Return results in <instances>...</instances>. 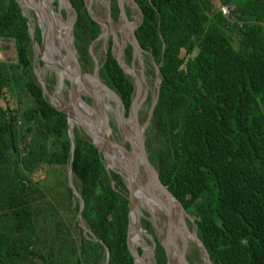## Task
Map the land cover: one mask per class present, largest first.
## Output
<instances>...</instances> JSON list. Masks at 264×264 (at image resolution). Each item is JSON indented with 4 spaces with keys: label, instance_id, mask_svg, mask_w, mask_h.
Instances as JSON below:
<instances>
[{
    "label": "trees",
    "instance_id": "16d2710c",
    "mask_svg": "<svg viewBox=\"0 0 264 264\" xmlns=\"http://www.w3.org/2000/svg\"><path fill=\"white\" fill-rule=\"evenodd\" d=\"M70 2L74 46L91 71L89 50L101 28L85 0ZM134 2L143 17L134 32L142 60L159 67L161 81L146 133L150 159L195 219L197 235L216 264H264V0ZM119 4L110 0L114 21ZM223 6L232 8L228 15ZM125 14L128 19V10ZM0 37L13 43L16 55L13 64L0 62V264H86L83 254L92 251L94 264H103V247L83 236L78 248L66 234L61 249L42 254L44 240L35 224L38 195L51 173L67 192V118L51 106L32 74V40L15 0H0ZM34 37L39 43L38 28ZM111 44L110 38L98 76L119 95L128 116L134 82L118 66ZM123 55L130 65L129 44ZM75 137L74 163L82 182L77 189L88 207L83 219L109 248L110 264H135L127 245V187L113 171L118 188L112 185L102 154L82 131L75 129ZM72 209L78 212L79 206ZM143 228L151 232L149 222ZM155 256L157 264H166L159 244Z\"/></svg>",
    "mask_w": 264,
    "mask_h": 264
},
{
    "label": "water",
    "instance_id": "95a60500",
    "mask_svg": "<svg viewBox=\"0 0 264 264\" xmlns=\"http://www.w3.org/2000/svg\"><path fill=\"white\" fill-rule=\"evenodd\" d=\"M15 1L19 4V2L17 0H15ZM131 2L138 9L140 22H139V25L134 30L130 27L128 28V31H129L128 44L131 46V48L134 51H135L136 47L138 48L139 51H141L140 47L138 46V44L136 42L134 32L141 25V23L143 21V17H142L140 9L138 8V6L134 2V0H131ZM61 6H65L69 10L72 9L70 0H62ZM19 7H21L20 4H19ZM41 8L45 9V11L49 15L52 13V9H51L47 0H44ZM86 9H87V12L89 13V7L86 6ZM107 11H108L107 12L108 18H109V20H111L110 19V12H109V10H107ZM22 15H23V12H22ZM119 16L124 20L125 23L127 22V24L129 25V21L125 17L124 11L121 9H119ZM109 20H108V24H109ZM27 24H28V29H31V31H33V28L29 25V22H27ZM37 25H38V29H39L40 35H41L40 50H39V54L41 56V61L43 62L44 66H46L47 68L55 70L54 71L55 73L60 74L62 76V89L61 90L63 91L64 96H62L63 99H60L59 95H57L58 92L57 91H51L50 88L48 87L47 82L43 79V77H41L39 71H36L35 59L37 58L38 54H34L33 60H32V65H33L32 74H33L34 78L36 79V82L40 85L43 95L46 96V98L48 99L51 106L58 109L60 112L64 113L66 118H67L68 136H69L70 143H71V153H70L71 155H70L69 163L73 164V165L72 164L68 165V177L66 180L67 193H68L69 198L72 200V203L74 201L77 202L78 206L83 211V213L87 212V210H88L87 201L83 197V195L81 193H79L78 198L73 200L71 198V197H73V195L71 194V191H70L71 184L75 183V182H78L79 187L82 188V182H81V179L78 175V166L74 163L75 158H76V149H77V141H76V137H75V125H74L76 120L74 117H75V111L80 109L82 111H87L89 113V115L91 116L92 126L89 129L83 128V130L85 131V134L87 135L88 140H90L91 144L95 148H97L98 151L102 154V157L104 159V166H105L108 174L110 175V172L113 171L117 175H120L124 179V181L128 183V187H127L128 189L127 190L129 192L128 195H130L129 196L130 206H129V215H128L129 224H128L127 245H128L129 252H130L131 256L133 257L135 264H157L156 256H155V249L157 246H154L153 248H151L147 243H145L144 245L140 244L138 246H134L132 244V236L137 235L139 238L144 232L143 220H142L143 214L141 212V209L140 208L138 209L136 207V204L133 201V198L131 196L132 193L136 189V183H135V180H133V179L125 178L124 174L122 173V171L120 169H118L116 166H113L109 163L107 154L104 152L103 146L106 149H117V150H119L118 144L116 142H114L112 139H110L108 136L104 135L106 133H105L101 123H100L101 124L100 126L97 124L99 122V120L97 117V111L95 110V108H97V106L95 104V100L93 101L90 97L86 96L85 95L86 92L84 90L88 88L89 83L91 85L94 84V86L97 88V90H96V91H98L97 93H99V94L103 93L104 95H106L110 99V101L115 106L121 107L120 117H119L118 122H119L121 128L123 130H125V121L127 120V115H126L125 106H124L121 98L109 85H107L104 81H102L99 78L97 60H95V58L92 54V47L90 48L89 53H90V55L94 61V65H95L93 73L88 74L86 71H83V69L81 68L79 61L77 59V52H76V49L74 46V26L73 25L69 26V33H70L71 39H72L70 47L64 46L61 48L56 44V46L59 48L60 54H61V59L58 62L53 60L49 55H47L44 52V50H43L45 47L44 27H43L42 23H40L39 20H37ZM99 26L101 27V33H100L98 39L103 37V36L107 37V33L109 32L108 27L104 23H99ZM109 33L111 34V37H112V44L118 46L117 37L114 35V33L112 31ZM29 34H30V37L32 39V42L35 43L34 38H33L34 37L33 32H29ZM123 50H124V47H121V49L116 53V55H115L116 62L118 64V66L122 69L123 73H125L127 75H131L134 79H136L133 74L128 72L129 70L133 69V67H134V61H135L134 56L132 57L130 66H127L122 59ZM62 52L66 57L64 65H62V63H63ZM45 56L49 58L47 61H45L43 59V57H45ZM58 82H59V80H58ZM155 82L157 85V98H156V101L154 102V104L151 108V112L154 111V109L157 105L158 99H159V92H160V87H161L159 67H157L156 71H155ZM135 83L137 86V88H136L137 94H136V97H135V99H133V102L131 104L130 113L132 111V107L135 105V100L138 97V81H137V79H136ZM57 85H58V83H57ZM144 86H145V95L142 98V100L140 101V105L146 99V91L148 89V83L145 79H144ZM89 93H91V92H89ZM91 95L93 96L92 93H91ZM55 103H58V105H61V107L58 108ZM150 118H151V116H150ZM150 118L148 120V123L142 127L140 125V122L138 123V129L141 132V134L139 136V140H138V151L134 152V148H133L134 144L132 142L133 137L130 134H124L127 142L130 144V149H129L130 154H132V152H134L133 156L141 163V165L143 166V168L147 174L148 183H147V192L146 193L149 195L150 199H155L151 195V187L153 185L154 180L156 178H158L159 181L161 182V184H160L161 189L163 191H165L167 194H169L170 196H172L173 199L179 204L178 209H179L180 219L187 226L188 232H189L191 238L193 239V242L196 244V246L198 247V249L200 251L199 253H200V256H201V259L203 260V262H205L206 264H216L214 262L212 256H211L209 250L207 249V247L203 244V242L201 241V239L197 235V230H196L197 225H196L195 219L187 212V210L182 205V203L177 199V197L172 195L169 192V190L167 189L165 184L160 179V174L158 173V170L156 169V167L151 162V159L148 155L146 145H145L146 137H145V131H144L149 124ZM122 152H124V150H122ZM74 165L76 167L75 172L72 171ZM156 201H158V200H156ZM154 205H155V203H154ZM155 209H156V213L158 216H162L163 218H166V219H168L169 216H171L173 214V211L169 207H167L166 205H163L159 202L157 203V206L155 205ZM77 219H78V216H77ZM150 223L152 224L151 221H150ZM85 225H86V230H85V235H83V237H85V239L87 240L86 242L97 243V244L101 245L103 247V249L105 251V255H106V258H105V261L103 264H110L111 257H110L109 248L107 247V245L102 240H100L93 233V231H92V229H91V227L87 221H85ZM157 239H158V243L161 245V247L164 248L165 246L162 244V242L158 236H157ZM183 241H184V246L186 249V240L183 239ZM85 245H86V243H85ZM165 249L167 250L166 247H165ZM140 251H142V253ZM147 251L150 254V257H148L149 259L147 258V255H146ZM166 255H167V259H168V264H171L172 258H171V255L169 253V250L166 251ZM84 258H86V257H84ZM88 264H92V263L88 262ZM183 264H190V258H189L188 254L187 255L185 254V256L183 257Z\"/></svg>",
    "mask_w": 264,
    "mask_h": 264
},
{
    "label": "rangeland",
    "instance_id": "374dc122",
    "mask_svg": "<svg viewBox=\"0 0 264 264\" xmlns=\"http://www.w3.org/2000/svg\"><path fill=\"white\" fill-rule=\"evenodd\" d=\"M116 1H118V0H116ZM85 3H86V6L89 7V15L95 20V22L98 25H99V23H104L108 27V31L109 32L112 31L114 33V35L117 37L118 46L114 45V47H113V52H114V54H116L122 47L121 46L122 41L126 40V37H125L126 33L129 32L128 29H126V27H125L126 25L128 26L127 22L125 24V22L123 21V19L119 15L115 21L111 19V15H110L111 20H109L108 15H107V12H108L107 10H109V12H111L110 0H85ZM16 4L19 6V4L17 2H16ZM120 4H119L120 9L122 6L123 8H125L124 9L125 12L127 10L129 12V15H128L129 23L136 22V19L139 17V12H138L137 7L131 2V0H126L125 2H124V0H120ZM53 7H54V8H52V11L54 10L53 13L60 12L62 14V17H63L62 22L65 23L67 21V19H66V17L64 18V14L62 13L63 7H61V5H58L57 0H54ZM20 10L22 12V10H23L22 7H20ZM23 14L28 19L29 25L34 28L33 31H31V29H28V33L33 32V35L35 36V30H36V28H38L37 17L35 15V13L32 11H24L23 10ZM125 17H126V14H125ZM108 20H109V24H108ZM56 27L58 30L60 27L64 28V26L61 23H60V26L56 24ZM57 32H58L57 30H52V34L54 33V35H53V37H54L53 46H54L55 52L58 49L56 44L59 47H61L60 43H57V40L62 39V35H63V33L59 34ZM109 32L107 33V37L103 36L99 39L97 38L96 44L94 45V43H92V45H91V47H93L92 50H94L93 56H94L95 60H97V66H98L99 59H102L104 57V52L107 49L108 41L111 38V34ZM39 33H40V31H39ZM56 33L59 35V37L57 39H56V36H57ZM29 36H30V34H29ZM40 38H41V35H40ZM232 42L237 46L238 41H236V38H233ZM127 45H128V42L126 43L125 48L127 47ZM125 48H124V50H125ZM39 50H40V43H33L32 42L33 56H34V54H38L36 59L38 60V66L42 68V71L39 72L41 77H43V79L46 82L51 83V88L53 90H55L56 86H57V91H58V85H56L57 73H55L54 71H51L50 68H47L46 66H44L43 62L41 61V56L39 54ZM43 50L46 54H48L56 62H58L60 60L61 57L50 54L48 52L46 46L44 47ZM62 55H64L63 52H62ZM133 56H134V60H135L134 61V67H133V69L129 70L128 72L133 74L135 76V78L137 79V81L141 85V92H140L141 95L139 98H137L140 101L142 100V98L145 95L144 79L148 83V89L146 91V99L140 105L139 111H137L138 123L140 122V125L142 127L148 123L151 108H152V106H153V104L157 98V85H156L155 80L153 79V74H152L153 71H156V69L154 70L153 67H151V63L149 61H143L141 55H140V57H135V54ZM122 59H124V60L126 59L125 55L122 56ZM0 62L5 63V64H13L16 62V55H15L13 43L11 41H9L8 39L3 38V37H0ZM125 63H126V60H125ZM79 64H80L81 68L83 69V71H86L88 74L93 73L95 65H93L91 71H89V70H87L88 68L86 66H85L86 68H84L83 63H81L80 61H79ZM35 65H36V69H37L36 62H35ZM126 65L130 66L127 63H126ZM32 68H33V65H32ZM98 70H99V67H98ZM129 76L132 78V80L134 82L135 91H134L133 99H135L136 94H137V92H136L137 86L135 83L136 79H134L131 75H129ZM59 85H60V82H59ZM61 89L62 88H60V90ZM61 92H60V95L64 96V94H62ZM85 92H84L85 95L90 97L94 101V97L91 95V93H89L86 90H85ZM99 95H101V94H99V93L95 94L96 97H98ZM106 98L112 106H115L107 96H106ZM9 104L12 107H16V105H17L15 103H11V102ZM55 104L58 105L57 103H55ZM132 113H133V111H131V113H130V110H129L128 114H130V116H132ZM19 117H21V114L19 115ZM151 120H152V117L150 118V121H149L147 128L144 130L145 131V137H146V133L149 129V125L151 123ZM22 125H23L22 121H19V124L17 126H18V129L21 133H22V130L24 129V127ZM110 125H111L112 131H113V133L111 135V139L116 143H123L124 137H125L124 133H123L121 127H119L118 123L115 121V117L111 116V114H110L109 127H110ZM75 129L82 131L84 133L85 137L88 138L87 135L85 134V131L83 130V128H81L78 125H75ZM138 130L137 129L135 130L136 134L138 133ZM18 138H23V137H22V135H19ZM145 145H146V141H145ZM128 146L129 145L127 144V142H125V149L127 151L129 149ZM146 149H147V146H146ZM147 152H148V149H147ZM148 155H149V152H148ZM149 157H150V155H149ZM103 162H104V159H103ZM142 170L144 172L143 167H142ZM66 172H67V176H68V167L66 168ZM55 179H56V177H55L54 173H51L46 178V180L44 181L43 186L41 188L42 192L38 195L40 199L38 200V203L36 206V211L38 212L37 213L38 216L36 217L35 224H36V227L38 229V233H39L41 239L44 240V242H42V245H41V251H42V254L44 256H47L50 253H56L59 248L61 249L62 245H63L62 240L66 237V234H68L67 237L69 239L74 240L77 248L80 246L81 237L84 235V233L81 231L79 226H77V224H78V222H77L78 212H76L75 210L72 209V208L75 209L78 206L77 202L74 201L72 203V200L69 199V196H68V200L66 199L65 194L68 195V193L67 192L65 193L64 185L61 183L60 180L55 181ZM121 179H122L123 185L125 186V183H124V180L122 177H121ZM75 186L77 188L79 187L78 182H75ZM52 187H54V188H52ZM116 187H117V185H116ZM53 190L55 192H53ZM42 194H43V197L41 199ZM72 195H73V197H71V198L73 200L77 199L74 196L73 192H72ZM49 208L51 209L50 215H48L47 213L43 215V211H45ZM142 212L144 214V217L142 220L147 221L149 223H150V221L152 222V216L149 213H147L146 209L142 208ZM161 220H163V233L165 236H167L168 231H169L168 230L169 229L168 219L162 217ZM165 220H166V222H165ZM58 221H60V223L63 222V224L57 225ZM150 226H151V232H147L144 230L143 234L145 235V237H143V238H145L146 243L151 248H153L154 246H157V244H158L157 243L158 242L157 236L159 238H160V236L153 231V228H154L153 222H152V224L150 223ZM65 228H69V230L66 231ZM56 235H58L59 238L56 239ZM161 236L165 237V236H163L162 233H161ZM53 239L56 240L55 243H52ZM179 240H180V238H179ZM142 245H144V244H142ZM188 245H189V248H191L190 253L192 255L193 264H206L201 259V256L199 253L200 251H199L198 247H195L193 245V242H189ZM78 254H79V252H78ZM83 255H84V257H86V261L84 263L87 264L88 262H90V263L94 264V262L92 261V257L94 255L93 251L91 253H86ZM146 255H147V258L150 257V254L148 251L146 252ZM61 257L62 256L60 255L58 258H61ZM71 259H72V257H71ZM71 259H70V261H71ZM74 259H76V258L74 257Z\"/></svg>",
    "mask_w": 264,
    "mask_h": 264
},
{
    "label": "bare ground",
    "instance_id": "6f19581e",
    "mask_svg": "<svg viewBox=\"0 0 264 264\" xmlns=\"http://www.w3.org/2000/svg\"><path fill=\"white\" fill-rule=\"evenodd\" d=\"M17 1L19 2L20 6L22 7V9L24 11H32L35 13L37 20H39L40 23H42V25L44 26L45 46L48 49V52L52 55H56V56L60 57V53H59L58 49L56 52L54 51V46H53V39H54L53 35H54V33L52 34V30H57L58 31L57 33H59V34L63 33L62 39L57 40V43H60L61 47H64V46L70 47L71 41H72L71 35L69 33V26L72 25V16H71L70 10L65 6H61V7H63V9L65 11V15H66V19H67V21L65 23H63L61 21L63 17L59 14H56V16H55L53 13L54 10L49 15L45 11V9L41 8L44 0H17ZM47 1L50 5L51 9L54 8L53 7L54 0H47ZM125 1L126 0H124V2ZM61 2H62V0L59 1L60 5H61ZM124 9L125 8H123L121 6V10L124 11ZM23 10H22V12H23ZM124 13H125V11H124ZM24 18L26 19V22H29L25 16H24ZM139 22H140V20L138 17L136 19V22L129 23V25L128 26L126 25L125 27H126V29H128L130 26V28H132L134 30L139 25ZM56 23L59 26L61 23L64 26V28L60 27L58 30L56 27ZM27 26H28V24H27ZM57 33H56V35H57L56 39L59 37V35ZM125 37H126V40L122 41V44H121V46L124 48L126 46V43L129 40V32L126 33ZM34 41L36 43V40H34ZM134 52H136V53H134L135 57H140L141 51H139L137 47H136ZM62 56H63L62 57L63 58L62 65H63V64H65L66 57L64 55H62ZM43 59L45 61H47L49 58L45 56V57H43ZM35 62L37 64L36 71H42V69L38 66V60L37 59L35 60ZM58 80H59L61 86L59 85V82H58V91H57V88H56V91L58 93H60L59 90H60V88H62V77H61V75H59ZM85 90L88 92H91L93 94L95 104L97 105V108H95V110L97 111V117L99 120V122L97 124L99 126L102 124V127L106 133L104 135L108 136L111 139V135H112L113 131H112L111 125L109 127L110 114H111V116L115 117V121L118 123L119 127H121L119 122H118L119 117H120L121 107L112 106L109 103V101L107 100L106 95H104L103 93H101V95L96 97L95 94L98 91H96L97 88L94 86V84L91 85L89 83L88 88ZM140 92H141V85L138 82V97L137 98L140 97V95H141ZM59 97L61 99H63V97L60 94H59ZM56 106L58 108L61 107V105H56ZM132 109H133L132 111H134L133 118H132V116H130V114H128L127 120L125 121V130H123L122 128L121 129H122L124 134H130L133 137V140H132V142L134 144L133 148H134V152H136V151H138V140H139V136L141 134V132L138 130V121H137V111H138V109H140V100L139 99L135 100V105L132 107ZM56 110H58V109H56ZM79 111H80L79 113H77V111H75V117L74 118L76 121L74 124L80 126L81 128L89 129L92 126L91 116L89 115V113L87 111H82L80 109H79ZM153 112H150L149 118H150V116L153 117ZM81 114H85L87 117H82ZM136 129L138 130L137 134L135 132ZM125 142H127V140L124 137L123 143H117L119 150H117V149H106L103 146L104 152L107 154L108 161L111 165L116 166L118 169H120L122 171V173L124 174L125 178L135 180L136 189L131 195L133 198V201L135 202L136 207L138 209L139 208L141 209V212H142V208H144V209H146V211L148 213H150V215L152 216L153 224L157 225L155 227L157 228L160 237H161V232H162V225L160 223H162L163 220H161L162 216L159 217L157 215L155 205L157 206V203L159 202L163 205H166L167 207H169L173 211V214L171 216H169V218H168L171 227L168 231L167 239H166V241H164L166 244L164 246L167 248V250H169V253L171 255V258H172L171 264H182V260L184 257L183 239L186 240L187 243L193 242V241H192L191 236L188 232L187 226L180 219V214H179V209H178L179 204L173 199L172 196H170L169 194H167L165 191H163L161 189V187H160L161 182L159 181L158 178H156L154 180L153 185L151 187V195L155 199H150L149 195L146 193L147 192V183H148L147 174H146L145 170L143 172V170H142L143 166L141 165V163L133 156L134 152H132V154H130V150L128 152L125 149ZM122 150H124V152H122ZM70 164H72V163H69V165ZM72 171H73V169H72ZM109 177L111 178L112 185L116 186L117 183L112 178L111 174L109 175ZM124 183H125L126 187H128V183L125 181H124ZM70 188H71L74 196L76 198H78L80 191L75 186V183H72ZM128 199H129V197H128ZM156 200H158V201H156ZM154 203H155V205H154ZM142 214H143V212H142ZM142 217H144V214L142 215ZM77 222H78V226L81 228V230L83 231V233L85 235L86 225H85V220L83 219V211L80 209V207L78 210ZM165 222H166V220H165ZM162 234H163V232H162ZM163 236H165V235L163 234ZM143 237H145L144 234H142L139 238L137 235H133L132 236V244L134 246H138L140 244H145L146 240ZM179 238H180V240H179Z\"/></svg>",
    "mask_w": 264,
    "mask_h": 264
},
{
    "label": "flooded vegetation",
    "instance_id": "af4514ba",
    "mask_svg": "<svg viewBox=\"0 0 264 264\" xmlns=\"http://www.w3.org/2000/svg\"><path fill=\"white\" fill-rule=\"evenodd\" d=\"M59 1H61V0H57V2H58V5H60L59 4ZM63 14H64V18L66 17V15H65V11H64V9H63V12H62ZM56 14H59V15H61L62 16V14L60 13V12H56V13H54V15L56 16ZM71 16H72V14H71ZM61 21H63V20H61ZM57 24V23H56ZM38 26V25H37ZM28 27V26H27ZM44 27V26H43ZM34 38V40H35V37H33ZM40 41H41V38H40ZM40 41H39V43H40ZM113 47H114V45L112 44V49H113ZM48 50V49H47ZM58 50H59V48H58ZM59 53H60V50H59ZM48 55V54H47ZM60 57H61V54H60ZM63 57V56H62ZM61 59V58H60ZM77 59H78V55H77ZM33 60V59H32ZM78 61H79V59H78ZM41 68V67H40ZM42 69V68H41ZM51 71H55V70H53V69H50ZM40 72V71H39ZM60 75V74H59ZM59 75L57 74V79H56V85H57V83H58V78H59ZM62 77V76H61ZM48 87L50 88V90L51 91H56V89L55 90H53L52 88H51V86H49L48 85ZM56 88H57V86H56ZM62 90H60V92H61ZM62 94H63V91L61 92ZM60 93H58L57 95H59ZM63 96V95H62ZM61 99V98H60ZM77 111V113H79L80 111L79 110H76ZM138 111H139V109H138ZM133 113H134V111H133ZM132 113V118H133V116H134V114ZM81 116L82 117H87L85 114H81ZM137 121H138V114H137ZM136 121V122H137ZM127 144L129 145V149H130V144L127 142ZM129 149H128V152H129ZM148 213V212H147ZM150 214V213H149ZM161 225H162V232H163V222L162 223H160ZM168 225H169V229H170V227H171V225H170V222H169V220H168ZM153 226H154V228H153V230H154V232H156L158 235H159V232H158V230H157V228L155 227V226H157L156 224H153ZM168 229V230H169ZM161 232V233H162ZM164 234V233H163ZM160 236V235H159ZM166 239H167V236L166 237H160V240H161V242H162V244L163 245H166L165 244V242L164 241H166ZM192 239V238H191ZM192 241H193V239H192ZM193 245L195 246V247H197L196 246V244L193 242ZM194 248V247H193ZM190 249L191 248H189V245H188V243H187V241H186V249H185V246H184V241H183V253H184V256H185V254L187 255H189V258H190V264H193V259H192V255H191V253H190ZM163 250H164V252H165V255H166V249H165V247L163 248ZM166 258H167V255H166ZM166 264H168V259H167V261H166ZM182 264H183V260H182Z\"/></svg>",
    "mask_w": 264,
    "mask_h": 264
},
{
    "label": "built area",
    "instance_id": "2783aa9c",
    "mask_svg": "<svg viewBox=\"0 0 264 264\" xmlns=\"http://www.w3.org/2000/svg\"><path fill=\"white\" fill-rule=\"evenodd\" d=\"M231 9H232V8H231L230 6H223V7L221 8L222 12H223L225 15H228V13H230Z\"/></svg>",
    "mask_w": 264,
    "mask_h": 264
},
{
    "label": "clouds",
    "instance_id": "9594fccd",
    "mask_svg": "<svg viewBox=\"0 0 264 264\" xmlns=\"http://www.w3.org/2000/svg\"><path fill=\"white\" fill-rule=\"evenodd\" d=\"M111 41H112V37H111ZM91 48V47H90ZM111 50L113 51V49H112V44H111ZM143 223H144V221H143ZM190 224V223H189ZM154 231V230H153ZM158 243V242H157ZM159 244V243H158ZM160 245V244H159ZM161 246V245H160ZM156 250V249H155Z\"/></svg>",
    "mask_w": 264,
    "mask_h": 264
}]
</instances>
